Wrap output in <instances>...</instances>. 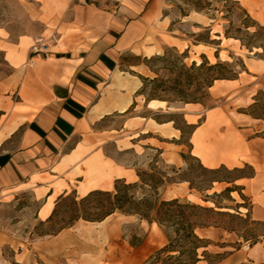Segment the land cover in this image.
I'll return each mask as SVG.
<instances>
[{
    "label": "crops",
    "instance_id": "crops-1",
    "mask_svg": "<svg viewBox=\"0 0 264 264\" xmlns=\"http://www.w3.org/2000/svg\"><path fill=\"white\" fill-rule=\"evenodd\" d=\"M236 1L264 25V0ZM31 6L38 30H26L16 39L0 32L3 64L12 69L0 81V203L30 193L39 203L37 220L47 223L70 192L83 198L111 184L115 168L106 144L136 155L151 148L165 155L176 147L181 132L162 118L168 113L165 107L151 108L138 94L139 75L150 72L138 58L178 47L183 41L172 36L173 23L183 27L191 14L183 19L166 14V0H32ZM211 23L196 28L212 33ZM39 40L44 52L32 53ZM244 64L238 79L217 81L210 89L229 97L241 111L229 116L215 107L201 123L186 122L197 126L191 152L204 167L251 170L235 182L248 202L239 211L264 222V116L248 114L259 96L264 103V57L254 54ZM140 109L146 114L137 115ZM114 116L123 119L122 125L109 128L116 135L103 136L102 124ZM195 138L208 149L211 165L194 154ZM126 172L131 180H122L139 181L138 172ZM6 242L0 233V248Z\"/></svg>",
    "mask_w": 264,
    "mask_h": 264
},
{
    "label": "rangeland",
    "instance_id": "rangeland-1",
    "mask_svg": "<svg viewBox=\"0 0 264 264\" xmlns=\"http://www.w3.org/2000/svg\"><path fill=\"white\" fill-rule=\"evenodd\" d=\"M179 2V0H166L165 13L172 17L179 16ZM31 3L32 0H0V32L8 33L12 39H16L26 30H38L39 23L32 19ZM236 7L234 15L230 18L233 21L231 27L229 20L223 18V13H218L217 20L213 22L209 21L207 16L203 18L192 12L191 17L186 23H183L184 28L174 22L172 36L183 42L178 47L167 46L160 56L166 55L172 62H177L178 59L181 61V56L185 55L184 63L187 66H191L194 61L202 62V56H205L211 64H215L217 63L215 54L219 50L220 60L232 63L236 70H239L237 65L240 64V60L253 57L254 54L264 57L261 50L253 49L254 54H249L250 50L246 47H241L239 43L225 39V31L228 30L231 34L239 35L246 44L264 46L262 25L259 24L260 27L256 26L249 30L250 34H254V36L247 35L242 22L246 21L248 25H254L256 22L247 13L242 3ZM247 15L250 19H247ZM197 23L213 24V32L209 33L202 26H200L201 30H197ZM237 28H242V32H236ZM217 34L222 36L221 39L216 37ZM208 37L210 40H220V42L217 41L212 46L206 47L195 46L198 41L206 40ZM219 43L221 44L218 45ZM137 60L130 59L129 61ZM151 65L155 70H158V78L165 83H148L146 92L148 95L156 94L158 98L168 101L165 106L168 113L162 118L174 119L175 125L182 128L184 133L176 141V147L167 151L165 155L162 154L164 151L156 148L146 149L142 155H136L131 151L117 152L113 142L106 144L105 152L114 161L110 164L114 166L115 172L109 176L111 184L101 190L112 191L113 185L118 179L130 181L131 177L126 171L132 169L140 172L148 182L151 178L147 174H153L156 181L161 179L165 182L176 181L177 183L167 184L160 189V196L164 199L184 198L197 204L209 206L204 204L203 200L206 199V195H210L219 206L235 205V203H229L226 200L225 193L221 194L228 186L226 183L213 184L211 191H205L206 187L211 185L212 180L231 181L239 173L224 168L214 173L201 165L191 152L192 128L186 126V118L189 114L196 115L197 122L201 123L208 116L209 111L215 107L223 108L224 113L229 116H233L236 111H241V108L229 97L219 95L220 92H217L216 88L209 93L199 88L195 83L188 86L179 84L174 81L177 79V74L163 69L164 64L157 62ZM11 73L12 69L4 66L0 54V81ZM156 77L152 72L147 74L149 79ZM141 97L146 101V95H141ZM193 100L199 102L195 104V107L184 103V101ZM260 112L261 106L258 105L255 108V113L259 114ZM136 114L144 115L146 113L140 109ZM122 123L123 119L116 116L106 119L102 124V127H105L103 136L116 135L109 128L121 126ZM173 155L177 156L178 161H173ZM242 173L250 174L251 170L245 168ZM145 193L150 195V189L137 190L138 196ZM214 193L220 195H213ZM233 196L235 202L248 204L246 197L245 201H242L236 193ZM81 199L70 192L67 198L58 205L54 218L47 223L37 220L39 203L30 193L20 194L9 203H0V233L9 239V242L3 243L0 248V264H82V259L89 253L79 250V246L93 244L97 239L101 242H110L116 247L115 259L103 261L101 264H143L151 255L167 244V238L159 227L156 228L153 224L150 225L135 216L114 213L102 223L83 219L74 221L78 210L83 208L91 210L90 208L97 206L96 201L92 200L90 203L83 204ZM217 220L223 225L236 229L239 235H244L248 239L257 234H264V225H257L248 219L242 223L228 217L217 218ZM89 228H94L95 232L91 234L88 231ZM199 235L210 239L213 243L207 249L212 257L205 258L200 264H209L208 260L217 261L220 259L217 254H221L222 258L226 257L219 264H264L263 238L260 239V244L253 251L251 244L254 239L244 242L239 240L236 234H228L214 228L200 230ZM138 240H141V243L134 246L133 243H139ZM237 242L242 243L241 251H235ZM202 252L203 250L200 251L201 255ZM230 252L232 256H228Z\"/></svg>",
    "mask_w": 264,
    "mask_h": 264
},
{
    "label": "trees",
    "instance_id": "trees-1",
    "mask_svg": "<svg viewBox=\"0 0 264 264\" xmlns=\"http://www.w3.org/2000/svg\"><path fill=\"white\" fill-rule=\"evenodd\" d=\"M179 1L180 2L178 4V10L180 19L186 18L190 16L192 12H194L203 14L210 20L215 22L217 20L216 15L218 13H223V18L225 20H229L230 27L231 25H233V21L230 18L234 15L235 10L237 9L236 6L239 5V2L235 0ZM247 19H250L248 15ZM242 26L246 30L247 35L251 36H254V34H250L249 30L251 28H255L256 26L260 27L257 22L254 25H248L246 21L242 22ZM261 28L264 29V26H261ZM206 30L211 33L210 28H206ZM236 32H242V28H237ZM216 37L219 38L220 34H217ZM225 38L235 39L239 41L242 47H246L248 50H250L249 52H253V49H262L264 51L263 45L246 44L239 35L231 34L228 30L225 31ZM217 41L220 42V40H210V37H208V39L206 40L198 41L196 45L202 44L212 46ZM220 44L221 43H219L218 45ZM219 52L220 51L217 50L215 54L217 63L211 64L205 56H202V62L197 63L194 61L191 66H187L184 63V59L186 58L185 55L181 56V61L180 59H178L177 62H172L166 57V55H156L151 58H144L143 60L138 58L149 69L150 72L154 73L157 76L156 78L149 79L146 76L139 75V78L142 82V87L140 88L138 94L146 95V102H150L152 100H161L164 102H168L167 100L158 98L156 94L148 95L146 92L148 83H165L163 80L158 78V70H155L151 65L152 63L157 62H161L162 64H164L163 69L177 74V79L174 80L175 82L184 84L186 86L195 83L199 88L209 93L210 89L217 81L238 79L240 73L245 71L244 60H240V64L237 65L239 70H236L234 68L235 65H233L232 63L223 62L220 60ZM258 98L259 99L257 100V103L250 107L251 111L248 112V114L253 117H256L258 115L264 116V103L260 96ZM184 103L186 105H195L199 102L193 100L184 101ZM258 105L261 106V112L259 114L255 113V108ZM169 120L170 122H173L174 128L179 130L182 136L184 133L183 129L175 125L174 119ZM186 126L188 128H192L191 135L197 127L196 125H189L187 122ZM182 157L184 158L183 155ZM219 169L209 170L215 173L219 171ZM232 172H237L239 173V175L231 181L214 179L212 180L211 185L206 187L205 191H211L213 189V184L226 183L228 186L221 194L225 193L227 195L226 200L229 203H235V205L229 204L227 206H219V204H217V202H215L210 195H206V199H204L203 201L204 203H212V206L197 204L184 198L164 199L160 196V189L162 187H165L167 184L171 185L177 182L171 180L165 182L162 179L156 181L153 174H147L149 178H151L150 183L146 179H144L140 172H138V182L128 183L125 180L118 179L115 181L112 191L95 190L83 197L81 199V203H90L93 200L97 202V206L94 208H90L91 210H89L88 208L78 210L77 214L74 217V221L83 219L89 222H103L114 213H120L126 216H135L139 218V220L145 221L150 225L154 223L157 224V226L163 231L167 238V244L156 251L153 255H151L143 264H200L205 258L212 257L207 249L213 244L210 239L202 237L198 234V231L200 230L209 228L223 230L228 234H236L239 240H243L244 242H248L249 240L254 239L251 247L258 244L261 238L264 239V234H257L248 239L244 235H239V232L236 229L223 225L217 220V218L228 217L233 221L237 220L242 223L248 219L257 225H264V222L252 220L249 213L244 216L239 211L241 207L248 208L246 204L236 203L235 199L232 197L233 193H237L241 200L245 201V196L242 193V189L239 186L235 185L236 180H238L240 176L243 175V171L235 169L232 170ZM146 188L150 189V195H148L147 193L143 194L142 196L137 195L138 189L145 190ZM190 189H193V187H190ZM73 194L75 193L73 192ZM213 195L218 196L220 194L214 193ZM56 209L54 210L48 222H50L54 218ZM138 241L139 243H133V245L138 246L141 243V240ZM237 243L238 244L237 247H235V251H239L242 247L241 242ZM201 250H203L202 255L200 254ZM229 255H232V253L230 252L228 256ZM217 256L220 259H218L217 261L208 260V263L219 264L226 258H222L221 254H217Z\"/></svg>",
    "mask_w": 264,
    "mask_h": 264
},
{
    "label": "bare ground",
    "instance_id": "bare-ground-1",
    "mask_svg": "<svg viewBox=\"0 0 264 264\" xmlns=\"http://www.w3.org/2000/svg\"><path fill=\"white\" fill-rule=\"evenodd\" d=\"M199 47H206V46L200 45ZM149 103H150L149 106L151 108H164L166 106V102L161 100H152ZM187 120H189V122H192L195 121L196 118L189 114L187 115ZM165 132L168 134L173 133L172 131H167V130ZM194 143L196 147L194 154L200 156L206 165H211L212 161L210 159L208 149L205 147L202 139L195 138ZM86 190L87 188H85L82 192L84 193ZM204 204H207L209 206L213 205L212 203H204ZM153 226L158 228L157 224L155 223L153 224ZM88 231L91 234H93L95 232V229L89 228ZM79 250L89 253V255H86L82 259V264H101L103 261L112 260L115 259L116 257V247H114V245L111 244L110 242H101L99 239H97L93 244H84L82 246H79Z\"/></svg>",
    "mask_w": 264,
    "mask_h": 264
},
{
    "label": "built area",
    "instance_id": "built-area-1",
    "mask_svg": "<svg viewBox=\"0 0 264 264\" xmlns=\"http://www.w3.org/2000/svg\"><path fill=\"white\" fill-rule=\"evenodd\" d=\"M46 46L42 44V40H39L35 45L32 46V53L44 52Z\"/></svg>",
    "mask_w": 264,
    "mask_h": 264
}]
</instances>
